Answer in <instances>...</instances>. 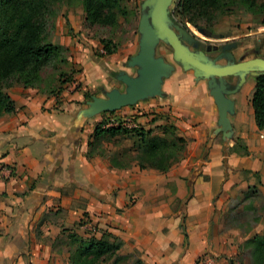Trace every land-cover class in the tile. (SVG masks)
Wrapping results in <instances>:
<instances>
[{"label":"crops","instance_id":"1","mask_svg":"<svg viewBox=\"0 0 264 264\" xmlns=\"http://www.w3.org/2000/svg\"><path fill=\"white\" fill-rule=\"evenodd\" d=\"M155 36L151 57L168 71L157 75V92L146 91L134 103L87 114L96 99L127 93L133 88L130 80L142 79L144 65L133 59L143 36L137 52L114 71L125 88L110 86L87 105L85 92L107 85L109 72L86 43L70 46L82 68L74 78L83 82L80 91L67 89L69 83L59 94L22 86L8 91L18 110L0 117V264H70L67 236L85 237L86 219L99 227L97 237L122 241L119 253H137L145 264H199L205 254L215 264L237 263L242 241L231 240L218 220L230 198L250 191V183L241 182L243 171L259 172L264 185V132L237 111V94L247 75L261 72L243 70L225 77L204 73L179 59L174 48L172 59L164 57L159 45L168 40ZM237 47L235 42L232 53L228 51L232 57ZM228 53L216 61H228ZM128 68H137L136 73ZM222 83L233 107L227 127L220 123L215 97ZM148 98H157V112L169 115L157 116L153 126L143 128L174 126L187 140L182 160L161 172L136 163L120 169L105 156L90 157L89 140L100 123L92 127L88 121L97 116L102 121L118 111L136 117L139 109L152 105ZM238 138L245 141L247 153L229 151Z\"/></svg>","mask_w":264,"mask_h":264},{"label":"rangeland","instance_id":"2","mask_svg":"<svg viewBox=\"0 0 264 264\" xmlns=\"http://www.w3.org/2000/svg\"><path fill=\"white\" fill-rule=\"evenodd\" d=\"M159 0H119V4L114 8L117 14L118 24H101L87 23L85 20V11L83 0H48L49 7L46 9V17L48 21V34L52 42L64 45L68 48L67 60L68 63L62 64V70L66 72L64 79L67 84L66 88L72 87V92L80 91L83 87V82L74 79L77 73L82 70L80 62L74 60L73 49L70 48L72 42L90 44L93 56L100 61L104 72H109V83L107 85L99 86L93 90H89L86 96L85 105L93 102L95 97L103 96L105 91L112 86L113 89H124L125 86L116 79V73L123 64L137 52L139 48L140 39L142 36L141 22L148 18L150 20V13L152 8ZM180 0H172L168 6L167 13H165L164 21L166 25L172 27L177 31L181 37L182 30L188 31L192 37L196 38L193 42L182 38V41L189 50L198 57H204L202 60L216 66L223 67L224 64H234L236 62L247 59L261 57L264 58V0H222L215 5H208L200 15L197 12L192 14V9H195L197 3L190 4L191 10L185 13L180 10ZM172 17L178 25L173 24L168 18ZM203 28L205 34L198 29ZM105 38L109 43L110 48L116 47L112 53H108L101 39ZM227 42H238V47L235 49V56L228 61H216L218 55L229 51V49L222 48ZM189 44V45H188ZM159 51L167 57L172 59L173 47L166 41L162 40L159 45ZM91 59V57H90ZM213 59V60H212ZM173 63V61H171ZM226 64V65H227ZM191 65V64H190ZM112 67L115 69L112 70ZM129 69V68H128ZM137 70V68H136ZM135 69H129L132 74L136 73ZM251 72L264 71L263 66H253L248 68ZM112 72V73H111ZM57 71L54 66L46 68L43 72V82L35 89L43 93H47L50 85L54 86V77ZM256 82V75L248 74L246 81L237 94V111L242 113L245 121L251 120L255 124L253 108L251 104L252 94ZM22 86L23 85H15ZM13 86V87H15ZM62 85V89H63ZM12 88V87H11ZM7 89V92L11 89ZM9 93V92H8ZM152 101L151 106H146L139 109V114L136 117L129 114H123L121 111L107 113L102 121L100 116L92 118L88 121L92 127L96 123H101L102 127H117L123 118H129L136 125L123 126L126 127L122 132L111 135L104 133L99 137L92 139V151L94 154L103 155V152L123 151L127 148L133 147V130L135 127H143L154 125L151 121L155 117L164 119L169 115L167 111L157 112L159 100L157 98H148ZM147 99V100H148ZM114 118V124L111 126L110 118ZM142 118L140 121L138 118ZM160 120V123L163 120ZM112 122V121H111ZM249 126V124L247 125ZM159 127V126H158ZM157 127L155 132L160 133L161 129ZM161 127V126H160ZM235 133L237 132L236 126ZM245 141L242 139L238 145L229 149L231 152H243V145ZM242 145V146H240ZM106 157V156H105ZM208 157V156H207ZM206 157V158H207ZM108 158V157H107ZM183 158V157H182ZM182 160V159H181ZM180 160V161H181ZM179 161V162H180ZM198 165H195V168ZM193 169V170H194ZM242 181L250 183L249 197L245 202H241L245 198V194L240 198H230L225 209L221 211L218 226L227 231L231 236V240H240V254L236 259V264H252L248 250L242 246L247 239L261 235L264 232V188L259 172L243 171ZM262 184V186H261ZM251 201L252 207L246 208L243 211L242 204ZM245 205V204H244ZM214 224V223H213ZM86 231V229H85ZM137 256L139 254L135 253ZM207 260L210 262H207ZM112 261H106L104 264H111ZM199 264H215L211 262L208 255L205 254L198 259ZM120 264H132V261H120Z\"/></svg>","mask_w":264,"mask_h":264},{"label":"trees","instance_id":"3","mask_svg":"<svg viewBox=\"0 0 264 264\" xmlns=\"http://www.w3.org/2000/svg\"><path fill=\"white\" fill-rule=\"evenodd\" d=\"M220 1L222 0H180L178 5L184 13L185 11L189 13L190 4L196 2V8L191 12L200 15L209 4L216 6ZM118 4L119 0H83L86 22L118 24L117 14L114 11ZM48 7V0H0V117L18 110L7 89L19 84L26 88L38 87L44 80L43 72L46 68L54 66L57 71L54 77L55 84L52 86L49 83L50 89L47 93L59 94L62 85L66 82L64 79L66 72L61 66L68 63V48L52 42L49 38L46 17ZM170 20L178 25L172 17ZM101 42L109 54L116 50V47L110 48L111 42L105 38L101 39ZM251 104L256 125L264 132V72L256 75ZM124 129L126 127L123 126L104 128L100 123L95 128L93 138L104 133L114 135ZM131 131L132 148L103 152L114 167L128 169L136 163L141 169L153 168L166 172L182 159L187 140L178 134L174 126L162 127L160 133L143 127H135ZM241 140L238 138L235 145ZM89 146L91 157L94 154L92 139L89 140ZM243 146V152L247 153V145L244 143ZM248 194L245 193L242 203L249 197ZM250 203L251 201L247 205L245 203L243 211L252 207ZM181 226L188 242L184 219ZM66 243L70 264H104L106 261L120 264L122 260L132 261V264H145L134 253H119L123 243L118 239L111 242L104 237H97V234L84 237L70 233ZM242 247L248 250L252 264H264V232L247 239Z\"/></svg>","mask_w":264,"mask_h":264},{"label":"water","instance_id":"4","mask_svg":"<svg viewBox=\"0 0 264 264\" xmlns=\"http://www.w3.org/2000/svg\"><path fill=\"white\" fill-rule=\"evenodd\" d=\"M171 2L172 0H159L152 8V11L149 15L150 20L148 18H145L141 22V32L143 36L141 40V51L133 59V62H139L144 65V74L142 76V79L137 81L130 80L129 82L132 84L133 88L130 89L127 93H111L109 100L96 99L93 108L88 110L87 114H93L94 112L100 111L101 109L115 110L122 105L136 102L139 98L145 96L146 91H158L159 80L157 75L159 73H167L168 66L165 65L161 60H154L151 57V48L156 42V34L164 36L169 41L179 59L185 61L188 65L191 64L190 66L195 67L197 70L207 74L216 75L218 77H225L239 71L248 70V68H252L253 66L264 67V58L261 57H255L236 62L234 64H228L223 67L210 65L197 58L182 44V38L187 39L189 42H193L195 38L192 37L191 34L184 29H181L183 34V36L181 37V35L177 31H175L172 27L166 25L164 21L165 13H167L168 6ZM168 19L170 20V18ZM198 30L201 33L205 34V30L203 28H199ZM231 47L232 45H228L225 47V49H231ZM223 55L224 53L221 54L217 59L221 58ZM227 55L229 59L232 58L231 54L228 53ZM263 72L264 71H262L261 73ZM224 89L225 85L224 83H222L217 87L215 91V97L220 109V123L222 126L227 127L229 126L227 112L228 110L232 111L233 107L232 102L224 96L222 92V90Z\"/></svg>","mask_w":264,"mask_h":264},{"label":"built area","instance_id":"5","mask_svg":"<svg viewBox=\"0 0 264 264\" xmlns=\"http://www.w3.org/2000/svg\"><path fill=\"white\" fill-rule=\"evenodd\" d=\"M107 118V117H106ZM114 118H116V117H112V118H110V123H109V125H113L114 124ZM112 121V122H111ZM120 124L121 125H119V126H133V125H136V123L135 122H132L129 118H123V121L122 122H120ZM84 227H85V229H86V234L87 235H94V234H97V233H99V227L95 224V223H93V221L92 220H90V219H86V220H84ZM207 262H209L208 260H207ZM210 263V262H209ZM207 264V263H206Z\"/></svg>","mask_w":264,"mask_h":264},{"label":"flooded vegetation","instance_id":"6","mask_svg":"<svg viewBox=\"0 0 264 264\" xmlns=\"http://www.w3.org/2000/svg\"><path fill=\"white\" fill-rule=\"evenodd\" d=\"M233 43H235V42H227L224 46L222 45V48L220 49V50H222L225 46H228V45H233ZM233 49V48H232ZM232 49H230L229 51L232 53ZM227 52H228V50H227ZM227 52H224V54L225 53H227Z\"/></svg>","mask_w":264,"mask_h":264}]
</instances>
